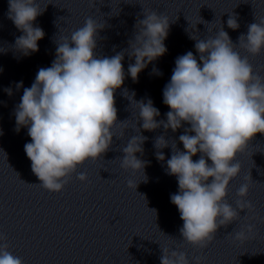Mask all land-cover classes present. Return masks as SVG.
I'll return each mask as SVG.
<instances>
[{"label": "clouds", "instance_id": "obj_1", "mask_svg": "<svg viewBox=\"0 0 264 264\" xmlns=\"http://www.w3.org/2000/svg\"><path fill=\"white\" fill-rule=\"evenodd\" d=\"M8 3V18L23 33L16 38L15 47L28 56L39 50L37 42L45 35L33 22L46 7L42 9L37 0H8ZM144 15L135 26L137 32L129 41V48L111 57L96 54L98 30L104 25L87 17L70 38L64 37L62 43H57L51 66L41 67L31 87L23 89L14 113L15 130L27 127L31 142L24 145V151L40 181L38 185L45 190L61 192L78 166L100 158L109 150L112 129L125 122H117L114 99L115 90L125 80L122 64L125 53L135 60L127 69L134 82L149 63L166 53L168 17L155 11ZM227 26L239 28L235 16H229ZM190 38L196 40L199 62L191 51L176 58L171 79L163 89V103L170 109L165 114L166 120L157 121L160 111L151 99L132 100L135 93L129 96L127 89L123 95L139 106L138 116L145 131L162 126L165 132L169 129L176 132L184 124L190 126L179 136L183 151L172 141L166 172L178 181L179 191L170 199L183 221L179 229L183 242L203 249L215 239L221 226L240 219L238 209L252 208L246 199L237 200L233 207L227 195L230 181L241 171L237 157L257 133H264V76L254 73L248 57L237 51L244 48L258 55L264 50V20L249 24L247 34L238 37V44L232 42L223 28L213 38ZM153 72L161 74L155 68ZM16 87H23V82ZM5 91L12 94L11 88ZM146 140L147 137L136 135L123 147L124 156L120 160L125 171L143 173L148 162L137 158L136 153L143 155ZM154 147L158 150L157 160L164 161L165 156L159 150L169 147V141L163 135L158 136ZM198 153L199 159L194 161ZM77 179L85 182L88 177L79 173ZM128 187L136 189L137 184L129 180ZM248 191L249 184L242 183L237 196L247 197ZM253 229L254 225L249 224L247 233L240 230L231 235L243 241ZM8 249L6 237L0 234V264H23V259ZM193 259L195 264H201L203 257ZM160 264L191 262L183 251L162 248Z\"/></svg>", "mask_w": 264, "mask_h": 264}]
</instances>
